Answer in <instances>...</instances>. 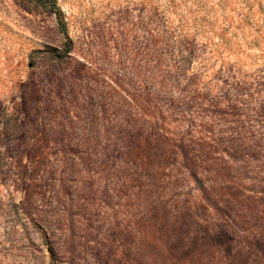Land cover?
<instances>
[{"label": "rangeland", "instance_id": "rangeland-1", "mask_svg": "<svg viewBox=\"0 0 264 264\" xmlns=\"http://www.w3.org/2000/svg\"><path fill=\"white\" fill-rule=\"evenodd\" d=\"M56 3L0 0V264H264V0Z\"/></svg>", "mask_w": 264, "mask_h": 264}, {"label": "trees", "instance_id": "trees-1", "mask_svg": "<svg viewBox=\"0 0 264 264\" xmlns=\"http://www.w3.org/2000/svg\"><path fill=\"white\" fill-rule=\"evenodd\" d=\"M27 1L34 3L37 6L44 7L48 9L50 12H52L57 18V22L59 24L60 30L62 32L65 31L62 13H61V10L56 6L57 4L56 0H27Z\"/></svg>", "mask_w": 264, "mask_h": 264}]
</instances>
